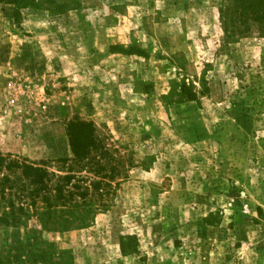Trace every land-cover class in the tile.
I'll list each match as a JSON object with an SVG mask.
<instances>
[{
    "label": "rangeland",
    "instance_id": "rangeland-1",
    "mask_svg": "<svg viewBox=\"0 0 264 264\" xmlns=\"http://www.w3.org/2000/svg\"><path fill=\"white\" fill-rule=\"evenodd\" d=\"M77 1L0 2V153L71 158L79 120L128 164L90 227L48 238L72 264H264V37L228 38L223 0Z\"/></svg>",
    "mask_w": 264,
    "mask_h": 264
},
{
    "label": "trees",
    "instance_id": "trees-1",
    "mask_svg": "<svg viewBox=\"0 0 264 264\" xmlns=\"http://www.w3.org/2000/svg\"><path fill=\"white\" fill-rule=\"evenodd\" d=\"M12 4L17 14L28 6L39 7V0H0ZM53 13H63L67 3L40 0ZM228 38L241 37L255 27L264 37V0H223L220 10ZM180 96L196 102V94L184 82ZM72 157L52 161H32L0 153V228H22L23 235L14 244L0 245V264H72V253L59 249L48 235L90 227L97 214L110 207L115 179L127 172V163L120 168L111 158L96 133L92 122L72 121L66 128ZM108 157V158H107ZM53 165L55 171H50ZM87 169L93 178L82 176ZM88 173L87 171H85ZM136 239H120L123 256L135 253Z\"/></svg>",
    "mask_w": 264,
    "mask_h": 264
}]
</instances>
